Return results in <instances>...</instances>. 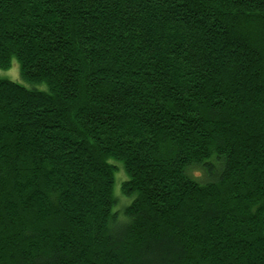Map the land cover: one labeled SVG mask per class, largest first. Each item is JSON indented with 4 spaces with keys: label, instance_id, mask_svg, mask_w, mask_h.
Listing matches in <instances>:
<instances>
[{
    "label": "trees",
    "instance_id": "obj_1",
    "mask_svg": "<svg viewBox=\"0 0 264 264\" xmlns=\"http://www.w3.org/2000/svg\"><path fill=\"white\" fill-rule=\"evenodd\" d=\"M13 58L0 264H264V0H0Z\"/></svg>",
    "mask_w": 264,
    "mask_h": 264
},
{
    "label": "rangeland",
    "instance_id": "obj_2",
    "mask_svg": "<svg viewBox=\"0 0 264 264\" xmlns=\"http://www.w3.org/2000/svg\"><path fill=\"white\" fill-rule=\"evenodd\" d=\"M0 78L8 79L14 82H17L19 84L24 85L27 88H36V89H42L45 90V85H31L25 81L22 80L19 72V64L15 58L11 61V66L8 69H1L0 68ZM117 166V170L115 172V182L113 186V195L117 198V204L114 205L113 211L118 213H121L119 215L120 218H122V210L123 207L128 205L131 201V198H127L123 195L121 190V182L124 179H127V175L124 173L122 167L118 163H114Z\"/></svg>",
    "mask_w": 264,
    "mask_h": 264
}]
</instances>
